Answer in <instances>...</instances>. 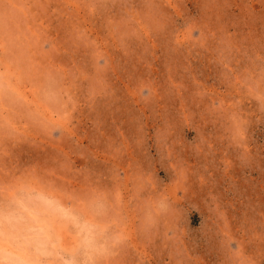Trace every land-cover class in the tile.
<instances>
[{"label": "rangeland", "instance_id": "obj_1", "mask_svg": "<svg viewBox=\"0 0 264 264\" xmlns=\"http://www.w3.org/2000/svg\"><path fill=\"white\" fill-rule=\"evenodd\" d=\"M0 264H264V0H0Z\"/></svg>", "mask_w": 264, "mask_h": 264}]
</instances>
